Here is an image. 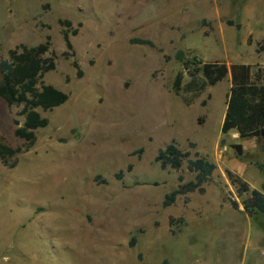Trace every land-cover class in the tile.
<instances>
[{
    "label": "rangeland",
    "instance_id": "obj_1",
    "mask_svg": "<svg viewBox=\"0 0 264 264\" xmlns=\"http://www.w3.org/2000/svg\"><path fill=\"white\" fill-rule=\"evenodd\" d=\"M46 36L54 68L40 83L67 99L37 110L46 127L0 164V264H264V215H244L225 174L264 196V146L220 134L227 76L199 91L181 66H264V0H0V59ZM21 124L0 99V142L22 149ZM170 142L215 169L202 194L162 207L194 176L154 163Z\"/></svg>",
    "mask_w": 264,
    "mask_h": 264
},
{
    "label": "trees",
    "instance_id": "obj_2",
    "mask_svg": "<svg viewBox=\"0 0 264 264\" xmlns=\"http://www.w3.org/2000/svg\"><path fill=\"white\" fill-rule=\"evenodd\" d=\"M63 26H68L67 22H60ZM75 30L70 31L74 36ZM61 38L66 50H70L67 39V32H61ZM133 44H143L150 46L147 41H131ZM49 50V38L46 36L41 44L34 47L23 45L15 46L7 51L6 57L0 59V99L7 107L21 106L22 124L21 127L13 130L15 138L22 140L25 146L21 148H10L0 142V164L12 168L13 159L23 150L32 144L34 131L46 127L47 120L42 118L37 110L49 112L62 105L67 97L62 92L40 83L43 74L50 72L54 68L53 60L47 56ZM177 60H182L180 53L176 54ZM182 70L190 78V85L196 90H201L204 86H212L221 81L225 76L229 80V88L225 97V109L220 125V134H236L239 140L254 139L264 146V66L231 64L226 67L220 63H200L195 58L189 61H181ZM74 69H77L75 61L71 62ZM79 72L76 73L77 77ZM200 76L201 81L196 83V76ZM182 80L179 72L174 76L171 90L177 93ZM222 144L223 141L221 140ZM236 157L241 155V146L233 144L230 146ZM194 158L190 159L187 152H181L177 146L170 142L163 149L157 151L154 163L161 169L178 170L182 163L185 169L193 173V180L177 186V188L164 196L162 207H167L174 202L177 195L198 192L203 193L201 187L212 172L215 166L194 153ZM259 171L264 172V165H256ZM130 171V166L126 167V172ZM122 172L115 174L118 180ZM226 178L233 187L237 197H242L241 208L248 218L257 214L264 215V196L257 190L250 189L248 185L238 176L225 173ZM232 209H236L235 202H229ZM172 233V231H171ZM133 239L129 243L132 245ZM264 261V258H263ZM161 264H166L164 261Z\"/></svg>",
    "mask_w": 264,
    "mask_h": 264
},
{
    "label": "bare ground",
    "instance_id": "obj_3",
    "mask_svg": "<svg viewBox=\"0 0 264 264\" xmlns=\"http://www.w3.org/2000/svg\"><path fill=\"white\" fill-rule=\"evenodd\" d=\"M160 106V105H159Z\"/></svg>",
    "mask_w": 264,
    "mask_h": 264
}]
</instances>
